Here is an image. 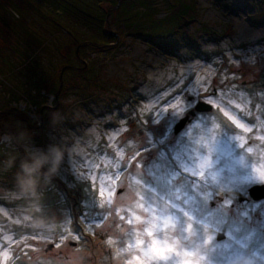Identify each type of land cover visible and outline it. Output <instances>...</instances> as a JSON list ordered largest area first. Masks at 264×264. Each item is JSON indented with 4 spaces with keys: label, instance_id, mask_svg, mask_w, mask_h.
<instances>
[{
    "label": "rangeland",
    "instance_id": "374dc122",
    "mask_svg": "<svg viewBox=\"0 0 264 264\" xmlns=\"http://www.w3.org/2000/svg\"><path fill=\"white\" fill-rule=\"evenodd\" d=\"M69 1L75 4L57 14L44 0H0V111L17 109L32 124L20 147L6 127L0 131L6 151L21 149L31 161L23 170L29 180L0 175V242L13 243L16 264H124L136 230L116 212L126 216L137 199L160 227L155 239L166 235L176 247L153 264H264V200L248 196L264 183V0H118L126 9L119 18L105 1L100 44L81 41L93 33L79 19L94 9ZM52 15L59 25L46 17ZM68 49L84 66L66 60ZM30 57L36 67L26 63ZM72 62L89 66L86 75L97 85L86 94H49L41 121L40 105L24 92L29 81L47 93L46 81L62 77ZM72 75L66 71V84L76 81ZM198 101L211 111L197 112L175 134ZM51 144L64 146V157L41 169ZM95 163L98 178H112L105 180L108 206L100 204V180L95 189L90 179ZM47 184L55 200L43 191ZM84 185L87 200L77 195ZM66 189L76 195V213ZM35 204L45 230L28 226Z\"/></svg>",
    "mask_w": 264,
    "mask_h": 264
},
{
    "label": "trees",
    "instance_id": "16d2710c",
    "mask_svg": "<svg viewBox=\"0 0 264 264\" xmlns=\"http://www.w3.org/2000/svg\"><path fill=\"white\" fill-rule=\"evenodd\" d=\"M51 1L50 0H44V4H47L53 10L55 9L57 11V14L59 11H61V9L64 8V5L67 2L69 4H72V5L75 4V3H71L69 0H62V1H65V4H63L59 0H51ZM105 1H106V3L109 4V7L112 8V15L118 16V18H119V14L121 13V11L126 10L124 7V3L121 2L119 5L118 0H81L79 2L81 4V6H85L89 10L92 8L94 9V14L92 16H88V18L85 16L87 19V22L88 23L90 22L89 25L85 24L86 20H84L85 23H83V19H85V17L79 19V22L81 23L80 25L82 27L86 28V30H90L93 33V35L90 36L89 38L81 39L82 42L94 43L95 41H99V39H102V41H105L106 38L104 36H106V35L104 33V28H105V24H106L105 23L106 17L108 14V10H107L108 7L106 8L103 6V3ZM145 2H147V0H145ZM128 5L130 6V4H128ZM131 5H133V4H131ZM90 7H92V8H90ZM46 17L50 18L51 22L55 23L56 25H59L58 20L55 17H53V15L52 16H46ZM125 21L128 22L129 18L125 17ZM127 24H128L129 28L132 26V24H129V23H127ZM94 27H95V29H94L95 31H93ZM31 34H33V33H31ZM145 37L148 38V36H145ZM87 39H90V41L89 40L87 41ZM95 43L100 44L101 42H95ZM105 44H107V43L102 42L101 45L105 46ZM77 46L78 45H75V50H76ZM70 49H68V51H66V54H65L66 60L73 61L76 59V62L79 63V65L84 66V64L80 62V59H81L80 55H77L75 50L72 52ZM31 58L32 57L27 59L26 63H28L30 61L28 66L32 65L33 67H36L35 65H33V63H32L33 60H31ZM35 61L36 60H34V62ZM51 62H50V66L53 65V63L51 64ZM67 64L68 63H65V64H63V66L67 65ZM68 65L70 67H67V70H71L75 74V75H72L71 81L72 82L74 80H76V81H74L71 85L66 84L64 81L65 80L64 76L66 75L67 70L64 71L62 77L59 75L60 73L57 72V73H59L58 76H56V80L58 79V85H56V82H55L56 80H54L53 82L52 81L50 82L47 80L46 83L51 84L50 89L48 90L47 93L43 92V91H47V90H45V88L41 87V85L38 82L33 83L32 79H31L32 77H30L31 80L29 81L28 86L26 87V90L24 92L26 93V98L28 97L29 100L32 101L33 105H35V106H37L38 104L40 105L38 107V109L40 108L39 119H41V121L44 120L43 119L44 114H47L48 108H46L44 110V104L49 97L48 95L49 94L56 95L58 90H60L61 83H62V90L60 93L61 95L62 94L63 95L68 94V92L71 93V91L74 92V94L76 92H81V93L86 94V92L88 91L89 87H91V85L92 86H93V84L95 86L97 85L96 79H94V81H93L88 75H86L88 72L90 73L89 66H86V69H82L81 67L78 68V67H76V65H73V62L71 65L70 64H68ZM24 67H26V65H24ZM49 68L51 69L52 67H49ZM15 69H17V67ZM17 70H19V69H17ZM40 72L41 73L44 72L42 67H40ZM44 74H45V72H44ZM82 78L87 80V83L84 85L82 83H80V80ZM90 79H91V81H90ZM92 81H93V83H92ZM31 83H33V85L35 84L33 89L29 88ZM54 102H55L54 104L56 106L58 99H54ZM51 107H53V105ZM9 110H7V111L4 110L2 112L0 111L2 113L0 115H5L3 117L0 116V131L2 128L6 127L7 128L6 132H9V134L14 136L15 140L16 139L18 140V141L16 140V142L18 143V146L20 147L21 140H24V139L26 140L29 138V134L27 133V131H29V126L32 124L30 123V120H28L27 117H26V119L22 118V117L19 118V114H22L19 110L14 109V110H16L14 112L9 111ZM1 117H2V119H1ZM29 161H30V158L27 156V154L24 153L23 150L20 149V150H16V152L11 153V152L6 151V149L4 148V145L0 144V175L7 176L13 182H15L18 177H20L21 179L29 180L23 171L25 166L28 164ZM53 185H54V183H53ZM87 188L88 187L85 185L83 188L81 186H79V188H78L79 191H78L77 195H79V194L83 195V200H87V194H88ZM43 189H44L43 191H45L47 196H49L50 201L56 199V194H55L56 190L53 186H48V184H47L45 187H43ZM67 192H68V197L73 198L75 200V202L73 203L72 209H73L74 213H76L75 212L76 206H77V200L75 199L76 195L71 194L70 193L71 191H69V190H67ZM93 195L94 196L97 195L95 193V191H94ZM70 198L68 199V202H70ZM89 199L92 200V197H90ZM72 216H73L74 221H76L77 218L75 217V215L73 214ZM75 218H76V220H75ZM77 223H79V222H77ZM81 230H82V233H84L83 228H81ZM84 235L86 237L90 236V235L88 236L87 234H84ZM89 238L94 240V238H92V236H90ZM82 241H83L82 242L83 244H87V242H88V240H84V239Z\"/></svg>",
    "mask_w": 264,
    "mask_h": 264
},
{
    "label": "snow or ice",
    "instance_id": "6c2138e0",
    "mask_svg": "<svg viewBox=\"0 0 264 264\" xmlns=\"http://www.w3.org/2000/svg\"><path fill=\"white\" fill-rule=\"evenodd\" d=\"M173 107H178V105H173ZM243 128L245 132H250L252 129L246 127L245 125H239ZM243 141V137H240ZM264 140V136L260 137ZM119 155V153H117ZM100 167L99 163L93 165V175L90 177L92 179L95 189L97 188V179L100 180V186L98 190V196L100 204L102 206L110 205L112 203L111 197L105 198V180L110 183L111 177H97L95 174V169ZM119 179V177H117ZM147 207L144 206L139 199L136 200L134 205H130L127 208V215H121L125 210L122 208H117L116 215L119 216L121 221L126 222L130 227L135 228V244H129L128 247L133 249L128 257L124 260V264H153L159 257L163 254L175 253L176 247L173 241L170 240L166 235L163 238L156 240L155 237L157 233L160 232V227L152 220L147 219L150 214V209L146 210ZM139 210V212H138ZM164 224L167 221H163ZM147 228V231H145ZM149 233H152L150 236ZM164 240H168V243H164ZM109 246L113 247L117 255H119V249L113 238L109 237L107 240ZM17 257L14 256L13 243L7 244L5 246L4 242H0V264H16ZM186 264H187V260Z\"/></svg>",
    "mask_w": 264,
    "mask_h": 264
},
{
    "label": "clouds",
    "instance_id": "9594fccd",
    "mask_svg": "<svg viewBox=\"0 0 264 264\" xmlns=\"http://www.w3.org/2000/svg\"><path fill=\"white\" fill-rule=\"evenodd\" d=\"M65 154L64 146L60 144H51L48 146L47 150L45 151L46 159L42 161L40 167L43 169L47 166L50 169H54L56 166L59 165L61 160L63 159ZM37 183L35 178L33 177V184ZM21 191H23V186L21 185ZM29 213L27 215L28 226L34 230L40 231L45 230L49 227L46 219L40 215L42 213V208L39 204H35L30 207ZM21 223H24L22 220ZM2 228V225H0Z\"/></svg>",
    "mask_w": 264,
    "mask_h": 264
},
{
    "label": "water",
    "instance_id": "95a60500",
    "mask_svg": "<svg viewBox=\"0 0 264 264\" xmlns=\"http://www.w3.org/2000/svg\"><path fill=\"white\" fill-rule=\"evenodd\" d=\"M109 16V14H108ZM107 16V17H108ZM80 47V46H79ZM212 106L207 104L204 101H199L194 110H191L188 115L184 116L183 118H181L174 126V133L178 134L184 127L185 125L191 120V117L195 116L196 112H209L211 111ZM121 191V190H120ZM119 191V192H120ZM248 194L250 196V198L253 201H260L264 199V183L263 184H255L253 186H251L248 189ZM222 237H224V234L220 233L218 235V239H221ZM53 248V245L50 244L48 245V247L46 248L45 251H49Z\"/></svg>",
    "mask_w": 264,
    "mask_h": 264
}]
</instances>
